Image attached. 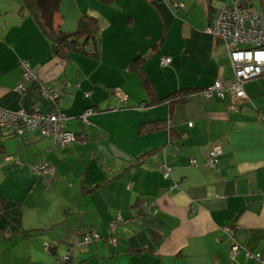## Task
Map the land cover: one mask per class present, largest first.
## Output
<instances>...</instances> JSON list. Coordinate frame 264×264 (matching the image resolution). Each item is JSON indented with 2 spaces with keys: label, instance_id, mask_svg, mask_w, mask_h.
Here are the masks:
<instances>
[{
  "label": "crops",
  "instance_id": "crops-1",
  "mask_svg": "<svg viewBox=\"0 0 264 264\" xmlns=\"http://www.w3.org/2000/svg\"><path fill=\"white\" fill-rule=\"evenodd\" d=\"M231 1L61 0L63 29L82 14L100 24L98 59L77 52L63 59L31 16L18 14L20 0H0V106L68 117L93 109L89 124L67 123L76 138L66 146L37 130H0L1 164L12 171L0 193V264H58L67 244L91 228L100 237L73 248L72 264H264V72L243 83L241 98L200 93L216 77L233 78L224 46L204 32L208 10ZM249 8L264 11V0H249ZM138 56L157 97L196 90L184 102L146 104L128 70ZM161 57L170 62L159 66ZM21 59L38 72L23 94L15 89ZM42 84L58 96L46 98ZM152 120L165 128L138 131ZM213 145L221 153L211 168ZM16 160L47 162L54 174H29Z\"/></svg>",
  "mask_w": 264,
  "mask_h": 264
},
{
  "label": "built area",
  "instance_id": "built-area-1",
  "mask_svg": "<svg viewBox=\"0 0 264 264\" xmlns=\"http://www.w3.org/2000/svg\"><path fill=\"white\" fill-rule=\"evenodd\" d=\"M177 5V4H175ZM204 32L212 35L218 43L224 46L226 55L229 58L233 78L222 79L216 77L211 84L200 90V93L206 98L213 97L222 98L225 93L231 96L241 98L244 96L243 83L247 80L256 78L264 72V11H253L244 0H232L230 3L221 5L212 11ZM170 62L169 57H161L160 66H165ZM21 75L16 82L15 89L23 94L29 84L38 80L37 69L27 59H21L19 62ZM69 85V81H65ZM77 85V84H76ZM43 95L53 100L58 93L41 85ZM126 96H121V100H125ZM92 110L84 109L76 117H68L59 110L39 111L37 108L29 111L18 108L14 110L6 109L0 106V130H8L14 135L20 136L29 130H38L40 134L52 138L55 144L66 146L75 140V134L66 128L70 120L88 123V116ZM191 124V123H190ZM221 153L219 145L210 147L205 164L208 167H215ZM19 167L24 164L16 160ZM28 169L32 174L53 175L54 167L47 162H37L28 165ZM160 172L164 178L170 177V167L164 162L160 165ZM130 185L128 184L127 187ZM175 184H171L172 188ZM117 221V220H116ZM116 221L109 222V229L113 231ZM100 237L99 233L91 228L87 233L81 235L73 241L74 246H86L92 241H96ZM109 242L114 244L116 238L110 236ZM49 244L45 243L43 249L47 251ZM239 251V246L233 244L231 246V254ZM248 258H256L261 260L260 253L245 252ZM72 247L60 256L57 261L61 264H71Z\"/></svg>",
  "mask_w": 264,
  "mask_h": 264
},
{
  "label": "trees",
  "instance_id": "trees-1",
  "mask_svg": "<svg viewBox=\"0 0 264 264\" xmlns=\"http://www.w3.org/2000/svg\"><path fill=\"white\" fill-rule=\"evenodd\" d=\"M98 1L110 4L115 0ZM244 1L249 5V0ZM60 3L61 0H20V6L17 11L19 15L27 14L31 16L41 33L49 40L51 50L55 55L63 59H67L71 53L77 52L87 57L98 59L100 50V24L97 17L91 14H82L76 20L75 27L72 30H65L58 22ZM208 11L209 19V16L212 13V8H210ZM143 61L144 57L138 56L134 58L130 62L128 70L139 78L147 96L146 104L162 103L167 101L169 103L184 102L186 101L189 94L196 90L193 88H180L173 90L162 97H157L155 94L154 84L147 77L142 68ZM89 108L93 112L92 107H87L85 109ZM165 122L166 121L162 120L143 122L139 125L138 131L140 133H147L161 130L165 128ZM89 123L90 122L88 120L87 124ZM5 201V197L0 194V214L4 208ZM30 232V230H24L22 231V234L30 235Z\"/></svg>",
  "mask_w": 264,
  "mask_h": 264
},
{
  "label": "rangeland",
  "instance_id": "rangeland-1",
  "mask_svg": "<svg viewBox=\"0 0 264 264\" xmlns=\"http://www.w3.org/2000/svg\"><path fill=\"white\" fill-rule=\"evenodd\" d=\"M65 7H66V5H65ZM65 7H64V9H65ZM67 21H69V19L67 18ZM6 165V164H5ZM23 168H26V170L25 171H27L29 174H31V172H30V170L28 169V165H26V166H24ZM12 171H9V170H7V169H5L4 168V165L3 164H1V158H0V193H1V190L3 191V192H8V190H9V187H11L10 186V182H12V181H10L9 179H7L8 177H10L11 175H12V173H11ZM12 193H14V192H12ZM45 244V243H44ZM44 244H42V246L44 245ZM42 246H41V249L43 250V248H42ZM82 247V246H81ZM47 253H49V252H47ZM64 254V253H63ZM62 254V255H63ZM20 255V258H26V257H24V253H20L19 254ZM61 255V256H62ZM50 257H51V259L53 260V255H50ZM58 264H61L60 262H57Z\"/></svg>",
  "mask_w": 264,
  "mask_h": 264
},
{
  "label": "water",
  "instance_id": "water-1",
  "mask_svg": "<svg viewBox=\"0 0 264 264\" xmlns=\"http://www.w3.org/2000/svg\"><path fill=\"white\" fill-rule=\"evenodd\" d=\"M67 245H68V247H69V246L72 247V253H73V248L78 247V246H74L72 242L68 243ZM73 246H74V247H73ZM68 247L66 248V250H68ZM49 248H50V247H49ZM49 248H48V249H49ZM52 251H53V250H52ZM52 253H53V252H52Z\"/></svg>",
  "mask_w": 264,
  "mask_h": 264
}]
</instances>
